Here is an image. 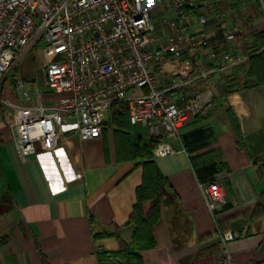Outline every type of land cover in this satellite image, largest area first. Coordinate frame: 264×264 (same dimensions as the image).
I'll return each mask as SVG.
<instances>
[{"label": "crops", "instance_id": "obj_1", "mask_svg": "<svg viewBox=\"0 0 264 264\" xmlns=\"http://www.w3.org/2000/svg\"><path fill=\"white\" fill-rule=\"evenodd\" d=\"M217 7L219 17L204 28L207 48L156 65L159 85L173 100L181 103L198 92L210 100L181 128L173 142L181 150L155 156L166 182L157 244L141 252L144 264H218L226 251L235 264H264V85L231 86L248 60L237 68L219 64L230 45L250 53L264 32V0H221ZM168 16L164 21L160 8L153 13L157 47L168 42L175 17ZM231 30L234 40L227 39ZM37 48L27 50L21 68L13 66L0 82V264H100L99 251L120 250L130 240L129 221L143 182L142 165L126 155L128 140L121 139L128 132L131 144L139 138L147 142L152 134L133 124L123 136L108 112L101 137L82 140L60 131L51 148L41 144L37 155L22 160L12 123L29 114L23 106H53L61 97L46 82L44 48L41 78L26 59ZM170 74L186 83L177 86ZM18 77L32 82L30 100L15 90ZM161 133L160 141L164 129ZM210 180H217L227 197L214 210L200 187ZM228 230L240 237L224 245L221 237Z\"/></svg>", "mask_w": 264, "mask_h": 264}, {"label": "built area", "instance_id": "obj_2", "mask_svg": "<svg viewBox=\"0 0 264 264\" xmlns=\"http://www.w3.org/2000/svg\"><path fill=\"white\" fill-rule=\"evenodd\" d=\"M220 1L0 0V82L27 50L42 42L49 59L46 82L61 94L53 106H23L29 114L12 123L20 158L37 155L41 144L51 148L60 131L82 140L101 137L116 102L128 104L132 124L147 126L155 136L164 129L165 139L153 150L156 157L178 153L181 148L173 142L180 139L181 128L210 98L198 92L181 103L173 100L159 85L156 65L207 48L210 39L204 28L219 17ZM158 8L164 21L169 20V13L175 16L166 34L168 42L159 47L155 46L153 20ZM196 12L195 21L190 22ZM234 38L231 30L227 39ZM234 49L230 45L220 65L234 68L245 60ZM176 75L169 77L177 86L184 85ZM14 88L25 100L32 98L31 81L18 77ZM200 187L211 210L227 202L217 180ZM239 237L237 231L228 230L221 239L227 245ZM218 264H235L232 254L222 253Z\"/></svg>", "mask_w": 264, "mask_h": 264}, {"label": "trees", "instance_id": "obj_3", "mask_svg": "<svg viewBox=\"0 0 264 264\" xmlns=\"http://www.w3.org/2000/svg\"><path fill=\"white\" fill-rule=\"evenodd\" d=\"M197 14L198 12H196ZM245 80L250 82L249 85L251 86L264 85V32L257 34L250 50ZM109 112H111V122L116 125L117 130L122 132L123 136L126 134V137L121 139L122 141L128 140V145L125 147L126 155L137 159V163L143 167V182L137 188V202L129 221L133 227L130 240L120 250L99 251V263L105 264V260H109L112 261L111 264H144L141 252L156 246L155 228L162 215V191L166 180L153 153L154 148L161 140V136L150 135L147 142L139 138L138 141L131 144L127 135L128 132H124L130 131L133 127L130 122L128 104L116 102L111 106ZM238 133L242 141L240 130ZM262 213H264V209H262ZM261 214L259 210H256V215Z\"/></svg>", "mask_w": 264, "mask_h": 264}, {"label": "rangeland", "instance_id": "obj_4", "mask_svg": "<svg viewBox=\"0 0 264 264\" xmlns=\"http://www.w3.org/2000/svg\"><path fill=\"white\" fill-rule=\"evenodd\" d=\"M37 47H38L37 49H35L34 51H32V52H30L28 54L26 59L30 60L31 68H32L33 72L35 73V77L36 78H41V64L43 63V61H45L44 55L42 53V50L40 49V48H43L42 42H39L37 44ZM234 50H235L234 52L236 54H240V55H243L245 57V60L240 65L234 67V68H237V67L242 66V64L248 60L247 57L249 55V50L248 51H247V49H241L240 50V49H236V48ZM25 56H23V58L21 57L22 59L20 58V60H18V62L14 65V67L16 66L17 70H19L21 68L22 62H23V59L25 58ZM11 70H12V68H11ZM238 70H236V71H238L236 74H237V76L240 79H239V81H236L235 83H233L231 86H237L238 84L239 85H243V84H245V85L247 84L248 85V84H250V82L245 80L246 71L242 70V68L241 69L238 68ZM14 73H16V72L13 71V74ZM242 77H243V79H242ZM109 115H111V112H110ZM110 262H112V261L105 260V264H111Z\"/></svg>", "mask_w": 264, "mask_h": 264}, {"label": "snow or ice", "instance_id": "obj_5", "mask_svg": "<svg viewBox=\"0 0 264 264\" xmlns=\"http://www.w3.org/2000/svg\"><path fill=\"white\" fill-rule=\"evenodd\" d=\"M149 3H151V0H149Z\"/></svg>", "mask_w": 264, "mask_h": 264}]
</instances>
